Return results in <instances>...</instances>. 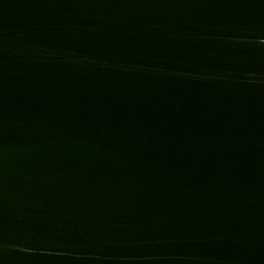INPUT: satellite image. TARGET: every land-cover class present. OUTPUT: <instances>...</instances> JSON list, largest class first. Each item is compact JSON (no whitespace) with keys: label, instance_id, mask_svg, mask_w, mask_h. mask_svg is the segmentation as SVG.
<instances>
[{"label":"water","instance_id":"1","mask_svg":"<svg viewBox=\"0 0 264 264\" xmlns=\"http://www.w3.org/2000/svg\"><path fill=\"white\" fill-rule=\"evenodd\" d=\"M0 264H264V0H0Z\"/></svg>","mask_w":264,"mask_h":264}]
</instances>
